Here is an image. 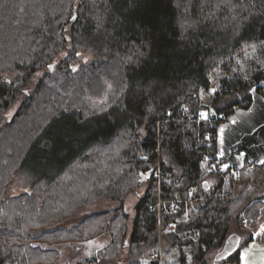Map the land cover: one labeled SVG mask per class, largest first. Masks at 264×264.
<instances>
[{
	"label": "trees",
	"instance_id": "trees-1",
	"mask_svg": "<svg viewBox=\"0 0 264 264\" xmlns=\"http://www.w3.org/2000/svg\"><path fill=\"white\" fill-rule=\"evenodd\" d=\"M257 94L264 0H0V264H53L70 242L92 251L63 264H152L156 248L167 264H209L218 248L217 264H241L229 241L264 216V163L225 167L216 128ZM35 164L32 191L6 196ZM101 199L117 204L68 225Z\"/></svg>",
	"mask_w": 264,
	"mask_h": 264
},
{
	"label": "rangeland",
	"instance_id": "rangeland-1",
	"mask_svg": "<svg viewBox=\"0 0 264 264\" xmlns=\"http://www.w3.org/2000/svg\"><path fill=\"white\" fill-rule=\"evenodd\" d=\"M251 56V50L249 51H242L241 55L237 58L238 62L240 63L241 66H244L246 59H248ZM80 57L82 60L85 62L91 60L94 58V54L91 51L88 50H82L80 52ZM21 74L23 73L22 70L14 71V72H7L5 76L12 77L16 74ZM213 86L211 87L210 91L207 93H201V96L203 98V101L208 104L210 95L213 93V89H217L216 82L217 80L213 79ZM15 104L9 111L8 114H12L16 108ZM206 114V115H204ZM214 114L213 110H202L200 112V117L202 118H210ZM54 150L53 146L51 145V150ZM53 157V153H52ZM209 157V156H208ZM218 164V163H217ZM217 164H215V158H210V165L208 167L209 171H213L216 167ZM34 169L31 168H25L23 171H18L12 181L9 183L8 188L6 190V196H14L18 195L22 192H31L32 187H31V178L41 171L40 168H38L37 164L32 165ZM50 166V165H49ZM51 170V169H49ZM25 171L28 172V174L25 173ZM237 172L234 171L231 176L235 175ZM264 176V169H257L255 179L257 182H260V180ZM209 181V186L212 187L216 181H217V176L215 174H211L208 178ZM246 181H241L237 182V190H240ZM145 187L142 186L140 187L137 192H132L127 196L126 199V208L129 209L132 213L134 212V205L137 202V197L139 193H142L144 191ZM138 193V194H137ZM117 204L116 200H109V199H101L98 200L96 203H94L92 206L83 208L77 213H75L72 216V219L69 220L68 225L71 223L75 222L77 219H79L82 215L92 212V211H98L102 210L105 208H112ZM264 223V216H260L256 219L255 224L252 225L249 221H245V228L247 229H241V228H236L237 233H240L241 235V243H240V257H241V264H245V261L247 260L249 264H264V230L262 234H256V231L261 227L264 229L262 226ZM259 235V236H257ZM253 237V238H252ZM110 239V236L108 232H104L103 234L99 235L97 239L95 240L96 244L98 245H104L106 244ZM94 242V243H95ZM164 243V241H162ZM92 242V244L94 245ZM60 245V246H59ZM59 248H61V256L60 258L53 264H63L66 262H75L78 260L80 257L84 256L85 254L91 252L92 250L89 249V246L85 243H78L76 242H70V243H61L59 244ZM221 249H214L211 250L208 254V259H209V264H214L215 258L218 256V251ZM247 253V255H245ZM148 263V259L144 261V264Z\"/></svg>",
	"mask_w": 264,
	"mask_h": 264
},
{
	"label": "water",
	"instance_id": "water-1",
	"mask_svg": "<svg viewBox=\"0 0 264 264\" xmlns=\"http://www.w3.org/2000/svg\"><path fill=\"white\" fill-rule=\"evenodd\" d=\"M216 146L218 159L225 167L240 168L246 159L264 163V97L262 95H255L249 107L236 109L218 124ZM152 172L151 170L144 178Z\"/></svg>",
	"mask_w": 264,
	"mask_h": 264
},
{
	"label": "built area",
	"instance_id": "built-area-1",
	"mask_svg": "<svg viewBox=\"0 0 264 264\" xmlns=\"http://www.w3.org/2000/svg\"><path fill=\"white\" fill-rule=\"evenodd\" d=\"M219 162L218 159H215V164H217ZM189 194L190 195H193V192H194V188L193 187H190L189 190H188ZM170 209L171 210H177L179 208V204H178V201L176 200H172L170 202ZM171 228H173V226H171ZM151 260L153 261L152 264H167L163 261V258H162V255H161V249L160 248H156L152 251L151 253ZM17 263L20 264L21 263V260L18 259L17 260Z\"/></svg>",
	"mask_w": 264,
	"mask_h": 264
},
{
	"label": "crops",
	"instance_id": "crops-1",
	"mask_svg": "<svg viewBox=\"0 0 264 264\" xmlns=\"http://www.w3.org/2000/svg\"><path fill=\"white\" fill-rule=\"evenodd\" d=\"M263 227H264V223H263V225H262ZM263 228H259L257 231H256V234H262V232H263ZM257 236H259V235H257ZM253 238V237H252ZM241 235H240V233H234L233 235H232V237H231V239H230V241H229V243H233V244H236V246L237 245H239L241 242ZM219 253H221V251H218V253L217 254H219ZM222 257V256H221ZM220 256H217L216 258H215V260H214V264H217V262H219V260H220V258H221Z\"/></svg>",
	"mask_w": 264,
	"mask_h": 264
},
{
	"label": "snow or ice",
	"instance_id": "snow-or-ice-1",
	"mask_svg": "<svg viewBox=\"0 0 264 264\" xmlns=\"http://www.w3.org/2000/svg\"><path fill=\"white\" fill-rule=\"evenodd\" d=\"M49 67H52V66H51V65H49ZM212 91L214 92V91H215V89H213ZM204 115H206V114H204ZM145 159H147V157H145ZM142 175H143V174H142ZM245 255H247V253H246ZM245 264H249V262L246 260V261H245Z\"/></svg>",
	"mask_w": 264,
	"mask_h": 264
}]
</instances>
